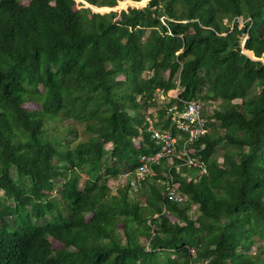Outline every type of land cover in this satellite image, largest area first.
Here are the masks:
<instances>
[{
    "label": "trees",
    "instance_id": "trees-1",
    "mask_svg": "<svg viewBox=\"0 0 264 264\" xmlns=\"http://www.w3.org/2000/svg\"><path fill=\"white\" fill-rule=\"evenodd\" d=\"M117 1L146 0H83ZM90 7L0 0V264H264V0ZM192 99L207 171L171 170L184 201L159 167L143 203L129 180L111 194L158 146L146 117L176 133L167 109Z\"/></svg>",
    "mask_w": 264,
    "mask_h": 264
},
{
    "label": "built area",
    "instance_id": "built-area-1",
    "mask_svg": "<svg viewBox=\"0 0 264 264\" xmlns=\"http://www.w3.org/2000/svg\"><path fill=\"white\" fill-rule=\"evenodd\" d=\"M167 113L170 114L176 133L155 125L156 119L146 117V131L158 146L153 152L141 154L134 170L122 176L129 180V185L135 189L145 178H156L159 172L156 168L159 167L162 177L158 178L157 182L163 188V196L181 203L184 197L179 192L177 181L173 180L171 170H179L182 166H187L196 169L199 174L206 173V164L200 156L203 146H198V142L209 128L203 103L199 100L192 99L185 102L181 111L170 107Z\"/></svg>",
    "mask_w": 264,
    "mask_h": 264
},
{
    "label": "rangeland",
    "instance_id": "rangeland-1",
    "mask_svg": "<svg viewBox=\"0 0 264 264\" xmlns=\"http://www.w3.org/2000/svg\"><path fill=\"white\" fill-rule=\"evenodd\" d=\"M20 1H21L22 4H27L29 0H20ZM121 1H122V0H121ZM148 1H149V0H146L145 3L142 4V5H138V4H137V5H132V4H124V5H122V4H120V1H117L116 4H115L113 7H107V9L96 10V9L91 8V7H90V8H91V10L94 11V12H101V13H103V12H108V11H110V10H121V9H126L127 7H139V8H140V7H144L145 5H147ZM75 2H76V3H83L84 6L87 5L86 3L83 2V0H75ZM158 2H159V1H158ZM165 16L168 17L170 20H175V18H173L172 16H170V15H168V14H166ZM237 21H238L239 25H241V23H242L241 17H238V18H237ZM220 22H221L222 24H224V23H226V20H220ZM243 40H244V38H243ZM248 55H249V54H248ZM250 56H251V55H249V57H250ZM251 58H252V57H251ZM175 93H176L175 90H170V91L167 92V94L164 95V96L160 94V96H161L160 98L162 99V97H163V99H165V98H167V97L174 96ZM25 106H26V108H29V109H35V108H36V105L33 104V103H26ZM212 107H214V105H211V106L207 107L206 110H208V112H209V110H210ZM154 110H155V109H154L153 107H152V108H149V109L146 110V111H147L146 114L153 113ZM66 123H69V122H68V121H65L64 124H66ZM72 124H73V126H74V128H75V131H76V133H77V140L85 139V138L87 137V135H86V133L84 132L83 125H82V124H74V123H72ZM135 143H137V141H135ZM107 146H108V145H107ZM217 161L220 163V162H221V158L218 157ZM187 169H189V168H187ZM189 170H190V169H189ZM191 171H192V170H191ZM192 173H193V171H192ZM147 181H148V182H154L155 180H154L153 178H149V179H147ZM125 182H126L125 177L122 176V175H120V174H118V175L115 176V177H108L107 184H108V186H109V188H110V193H111V194H115L116 191H117V189H121V188L125 185ZM154 183L159 187V183H158L157 181H155ZM79 186H80V187L82 186V181L80 182ZM51 196H52L53 198L56 199V197H58L57 190H56V191H53L52 194H51ZM130 197L133 198L134 200H138V201H140L141 203H143V200H141V197H140V195H139V188H138V189H136V188L133 189V191L130 192ZM56 200H57V199H56ZM85 217L88 218V217H89V214H86ZM171 218H172V217H171ZM172 220H173V218H172ZM51 243H52V246H53L54 248H59V247H60V243L57 242V241L54 240V239H51ZM252 251H253V250H252ZM254 251H255V250H254ZM191 254L194 255V252L191 251ZM194 264H195V263H194Z\"/></svg>",
    "mask_w": 264,
    "mask_h": 264
},
{
    "label": "water",
    "instance_id": "water-1",
    "mask_svg": "<svg viewBox=\"0 0 264 264\" xmlns=\"http://www.w3.org/2000/svg\"><path fill=\"white\" fill-rule=\"evenodd\" d=\"M86 6L90 7L89 4H87ZM103 8H104V7H103ZM243 43H244V40H243V42H242V45H243Z\"/></svg>",
    "mask_w": 264,
    "mask_h": 264
},
{
    "label": "bare ground",
    "instance_id": "bare-ground-1",
    "mask_svg": "<svg viewBox=\"0 0 264 264\" xmlns=\"http://www.w3.org/2000/svg\"><path fill=\"white\" fill-rule=\"evenodd\" d=\"M244 51H246V50H244ZM252 58H253V56H252Z\"/></svg>",
    "mask_w": 264,
    "mask_h": 264
}]
</instances>
